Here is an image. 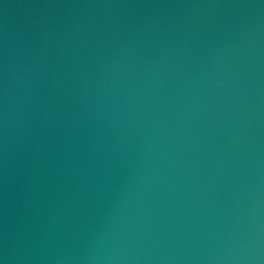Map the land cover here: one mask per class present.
I'll return each instance as SVG.
<instances>
[{
	"label": "water",
	"instance_id": "water-1",
	"mask_svg": "<svg viewBox=\"0 0 264 264\" xmlns=\"http://www.w3.org/2000/svg\"><path fill=\"white\" fill-rule=\"evenodd\" d=\"M0 264H264V0H0Z\"/></svg>",
	"mask_w": 264,
	"mask_h": 264
}]
</instances>
